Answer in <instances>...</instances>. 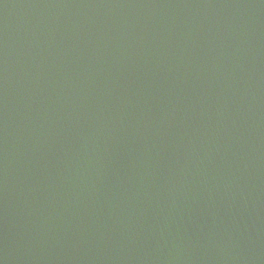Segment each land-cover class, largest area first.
I'll return each mask as SVG.
<instances>
[{
	"label": "water",
	"instance_id": "water-1",
	"mask_svg": "<svg viewBox=\"0 0 264 264\" xmlns=\"http://www.w3.org/2000/svg\"><path fill=\"white\" fill-rule=\"evenodd\" d=\"M0 264H264V0H0Z\"/></svg>",
	"mask_w": 264,
	"mask_h": 264
}]
</instances>
